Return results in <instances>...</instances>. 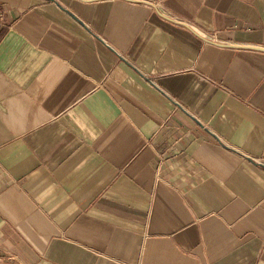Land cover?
I'll return each mask as SVG.
<instances>
[{"label": "crops", "instance_id": "1", "mask_svg": "<svg viewBox=\"0 0 264 264\" xmlns=\"http://www.w3.org/2000/svg\"><path fill=\"white\" fill-rule=\"evenodd\" d=\"M0 0V264H264V0Z\"/></svg>", "mask_w": 264, "mask_h": 264}, {"label": "built area", "instance_id": "2", "mask_svg": "<svg viewBox=\"0 0 264 264\" xmlns=\"http://www.w3.org/2000/svg\"><path fill=\"white\" fill-rule=\"evenodd\" d=\"M82 1H93V0H82ZM94 1H99V0H94ZM126 1L135 2V3H150V4H152V2L149 0H126Z\"/></svg>", "mask_w": 264, "mask_h": 264}]
</instances>
